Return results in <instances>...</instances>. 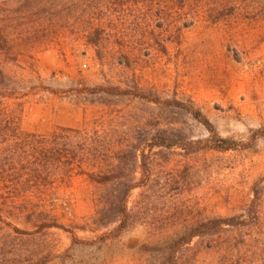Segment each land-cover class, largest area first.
Masks as SVG:
<instances>
[{
	"label": "rangeland",
	"instance_id": "1",
	"mask_svg": "<svg viewBox=\"0 0 264 264\" xmlns=\"http://www.w3.org/2000/svg\"><path fill=\"white\" fill-rule=\"evenodd\" d=\"M233 1L238 7L228 14L218 12L225 0H117L104 11L111 26L95 45L83 37V20L61 31L58 44L10 66L16 98L7 104L21 130L69 127L98 143L95 156L71 171L53 165L35 177L17 158L6 162L0 261L264 264V131L255 134L264 129V0ZM159 137L197 145L222 138L237 146H153ZM88 173L112 175L114 182L93 183ZM122 181L138 186L125 199V229L110 238L119 218L97 209L115 204ZM14 195L32 201L23 210ZM217 218L228 222L184 242L199 223ZM39 221L71 232L36 231Z\"/></svg>",
	"mask_w": 264,
	"mask_h": 264
},
{
	"label": "trees",
	"instance_id": "2",
	"mask_svg": "<svg viewBox=\"0 0 264 264\" xmlns=\"http://www.w3.org/2000/svg\"><path fill=\"white\" fill-rule=\"evenodd\" d=\"M115 1L117 0H0V91L2 92L0 93V145L2 143H17L8 149L0 148V172L5 168L7 161L15 162L14 158L22 162L24 168L28 169L33 175L35 174L36 177L37 172L45 171L49 166L53 165L61 166L71 171L74 167H78L89 159V156L91 158L95 156L97 150L92 144L98 143V137L86 136L82 130L59 127L47 134H37L20 129L19 115L13 109H10L7 104L8 100L16 98L14 97L15 88L12 87L14 85V76L10 66L12 64L15 65L20 56H30L40 48L46 49L50 45L58 44L57 37L61 31L67 30L74 23H83V20H85L82 26L83 37L87 39L86 42L88 44L95 45L98 40L97 35H100L105 27L111 26L110 22L112 20L108 14H104V11L111 9L107 5L115 4ZM225 1L228 3L221 7L218 12H222L227 8L229 10L228 14H230L234 8L237 9L238 5L231 3L232 0ZM233 2H236V0ZM227 4H231L230 7H227ZM70 5L73 7L72 10ZM80 10L88 12L90 14L89 17L86 19H82L81 15L76 17V12ZM101 20L105 23H101ZM93 33L96 36L94 35L93 37ZM84 90L89 93L107 92L119 94L117 89L113 87H85ZM263 131L264 129L257 130L255 134ZM87 143H90V145ZM152 145L167 148L178 146L185 150L202 148L230 150L234 149L237 143L227 139L216 138L209 145H197V143L182 139H164L159 137L153 139ZM88 178L89 181L100 185L114 182L112 175L108 174L94 176L93 173H88ZM41 181H44V178ZM119 184L122 185V190L115 204L109 207L104 204L99 205L97 209L99 215L104 214L107 210H112L119 218L118 224L106 235L110 238L118 237L125 229L128 219L125 199L130 189L138 186L137 183H126L124 181L119 182ZM10 199L22 204L23 210L32 201L28 196L18 195H14ZM0 200H2L1 197ZM0 204L3 205L4 203ZM0 220H2L1 215ZM111 221L112 219L108 222ZM227 222L228 220L220 218L201 222L189 233L184 242L187 243L193 236H201L204 233L212 232ZM6 224L11 226L9 223ZM35 227L36 231L56 227L71 232L63 225L49 221H39ZM10 228L15 234L19 235H31L33 233L17 227ZM71 238L74 242L78 240L73 233H71ZM2 249L1 245L0 254H3ZM11 261L10 259L6 261L2 259L0 264H12ZM161 264L166 263L163 262Z\"/></svg>",
	"mask_w": 264,
	"mask_h": 264
}]
</instances>
